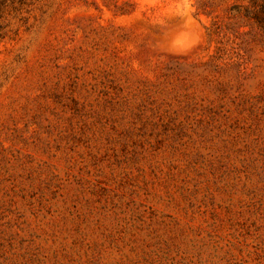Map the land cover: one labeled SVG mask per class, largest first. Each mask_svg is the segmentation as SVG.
<instances>
[{
	"label": "rangeland",
	"instance_id": "obj_1",
	"mask_svg": "<svg viewBox=\"0 0 264 264\" xmlns=\"http://www.w3.org/2000/svg\"><path fill=\"white\" fill-rule=\"evenodd\" d=\"M252 5L5 8L0 264H264V32Z\"/></svg>",
	"mask_w": 264,
	"mask_h": 264
},
{
	"label": "trees",
	"instance_id": "obj_2",
	"mask_svg": "<svg viewBox=\"0 0 264 264\" xmlns=\"http://www.w3.org/2000/svg\"><path fill=\"white\" fill-rule=\"evenodd\" d=\"M14 0H0V18L2 17L5 8L12 4ZM255 20L258 26L264 32V0H253L252 9L247 11V14ZM4 26L0 23V36L4 34Z\"/></svg>",
	"mask_w": 264,
	"mask_h": 264
},
{
	"label": "bare ground",
	"instance_id": "obj_3",
	"mask_svg": "<svg viewBox=\"0 0 264 264\" xmlns=\"http://www.w3.org/2000/svg\"><path fill=\"white\" fill-rule=\"evenodd\" d=\"M192 35V34H191ZM199 39V38H198Z\"/></svg>",
	"mask_w": 264,
	"mask_h": 264
}]
</instances>
